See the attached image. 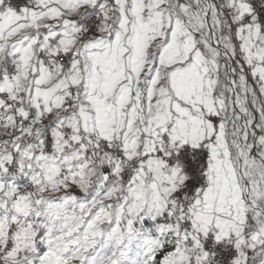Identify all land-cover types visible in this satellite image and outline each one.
Returning <instances> with one entry per match:
<instances>
[{"label": "snow or ice", "instance_id": "6c2138e0", "mask_svg": "<svg viewBox=\"0 0 264 264\" xmlns=\"http://www.w3.org/2000/svg\"><path fill=\"white\" fill-rule=\"evenodd\" d=\"M0 264H264V0H0Z\"/></svg>", "mask_w": 264, "mask_h": 264}]
</instances>
